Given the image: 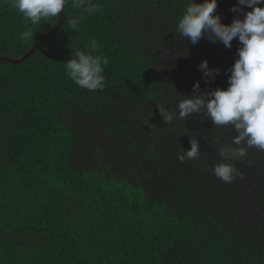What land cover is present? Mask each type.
<instances>
[{
	"label": "trees",
	"instance_id": "16d2710c",
	"mask_svg": "<svg viewBox=\"0 0 264 264\" xmlns=\"http://www.w3.org/2000/svg\"><path fill=\"white\" fill-rule=\"evenodd\" d=\"M91 3L89 14L69 0L28 58L0 60V264H264V152L249 149L235 162L243 179L224 183L212 169L234 129L204 112L180 119L177 108L197 81L228 87L238 39L229 49L179 36L189 0ZM217 4L226 24L251 10ZM59 20L32 25L0 0V56H22ZM92 38L109 58L103 91L65 74ZM203 60L220 69L207 83ZM159 108L175 113L171 124ZM192 138L200 156L182 163Z\"/></svg>",
	"mask_w": 264,
	"mask_h": 264
},
{
	"label": "clouds",
	"instance_id": "9594fccd",
	"mask_svg": "<svg viewBox=\"0 0 264 264\" xmlns=\"http://www.w3.org/2000/svg\"><path fill=\"white\" fill-rule=\"evenodd\" d=\"M8 6L25 18L26 22L38 25L51 18H58L63 9H67L69 0H7ZM264 0H238L231 8L234 13L244 12L240 6L251 8L244 12L243 19L236 18L230 24L223 23L216 12L217 0H189L185 11L176 24L179 36L196 44L206 37L209 41L221 42L224 47L231 48L232 41L237 38L240 47L234 64L225 70L228 75L226 89L216 87L206 91L200 89V82L193 85L192 95L177 104L179 118L185 119L193 114L206 113L214 127L231 126L236 135L231 143L221 145L218 151L220 160L212 169L213 174L224 183H232L237 178L243 179V173L237 168L236 161H243L248 150L255 148L264 152ZM73 9H83L91 14L99 5L91 0H71ZM81 17L68 20L71 30H76ZM21 41L34 38V32L24 30L18 33ZM100 45L95 38L89 41L85 51H75L65 64V74L79 87L88 91H103L106 86L104 69L109 58L99 51ZM198 68L202 71L205 82L214 80L220 73L218 68H209L208 61L203 60ZM165 124H171L174 112H165L159 108ZM190 149L179 153L180 162L198 159L200 144L195 138L190 140ZM251 161L248 165L251 166Z\"/></svg>",
	"mask_w": 264,
	"mask_h": 264
},
{
	"label": "water",
	"instance_id": "95a60500",
	"mask_svg": "<svg viewBox=\"0 0 264 264\" xmlns=\"http://www.w3.org/2000/svg\"><path fill=\"white\" fill-rule=\"evenodd\" d=\"M64 16H65V9H63L61 11V15H60V20L58 21L57 25L54 26L52 29H50L47 33L43 34L33 45L32 47L25 53L23 54L22 56L18 57V58H14V59H10V58H7V57H4V56H0V60L2 61H5L7 63H10V64H17V63H20L22 62L23 60H25L26 58H28L32 53L33 51L35 50V48L41 43V41L44 39V38H47L50 34L54 33L58 28L59 26H61V24L63 23V20H64Z\"/></svg>",
	"mask_w": 264,
	"mask_h": 264
}]
</instances>
